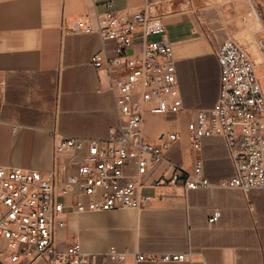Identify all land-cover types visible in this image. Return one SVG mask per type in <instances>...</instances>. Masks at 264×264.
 I'll use <instances>...</instances> for the list:
<instances>
[{
	"label": "crops",
	"instance_id": "crops-1",
	"mask_svg": "<svg viewBox=\"0 0 264 264\" xmlns=\"http://www.w3.org/2000/svg\"><path fill=\"white\" fill-rule=\"evenodd\" d=\"M143 6L144 0H0V165L49 171L55 128L69 137H107L118 121L116 95L108 73L91 62L104 43L97 35L67 33L62 25L70 27L85 15L93 19L95 11L131 21ZM157 9L168 14L167 35L185 108H212L220 79L215 51L227 37L237 41L238 36L250 38L255 32L249 33L248 26L234 30L230 21L238 20H223L219 14L223 10L207 3L191 7L189 0H172ZM213 21H226V26L215 31L219 25ZM241 21L254 20L249 15ZM112 47L107 43V49ZM179 119L187 122L189 115ZM176 129L171 126L148 140ZM182 145L167 156L178 167L190 164L187 142ZM203 157L211 183L233 177L222 139H205ZM167 170L172 172L164 162L145 178L143 194L148 200L141 211L73 215L59 239L65 243L79 238L88 253L104 254L114 246L129 254L187 255L182 263L139 264H264V191L245 197L235 190L186 193L180 186L153 185ZM217 210L220 219L211 226L209 219ZM97 264L117 263L101 258Z\"/></svg>",
	"mask_w": 264,
	"mask_h": 264
},
{
	"label": "built area",
	"instance_id": "built-area-1",
	"mask_svg": "<svg viewBox=\"0 0 264 264\" xmlns=\"http://www.w3.org/2000/svg\"><path fill=\"white\" fill-rule=\"evenodd\" d=\"M170 1L144 0L131 21L95 11L93 19L85 15L70 27L62 25L72 35L102 39L104 47L91 62L108 73L118 121L103 139L69 137L55 128L49 171L0 165V264H97L101 258L117 264L187 261L186 254L147 256L114 246L104 254L88 253L79 238L59 239L73 215L141 211L148 200L144 180L164 162L172 172L155 180L157 187L180 186L186 193L235 190L245 197L264 191V37L257 39L264 29L250 36V44L226 38L215 51L220 79L214 106L188 111L167 35L168 14L157 9ZM107 6L111 9V2ZM107 43H113L110 50ZM251 46L261 65L249 54ZM184 113L189 115L185 131L162 132L154 141L144 135L147 115L175 122ZM211 138L225 142L234 170L233 177L219 184L205 174L203 141ZM185 141L190 164L178 167L167 156ZM220 216L215 211L209 224L216 226Z\"/></svg>",
	"mask_w": 264,
	"mask_h": 264
},
{
	"label": "rangeland",
	"instance_id": "rangeland-1",
	"mask_svg": "<svg viewBox=\"0 0 264 264\" xmlns=\"http://www.w3.org/2000/svg\"><path fill=\"white\" fill-rule=\"evenodd\" d=\"M189 2H191V7L192 6L194 7L195 3L201 2L202 4L207 3L208 5H210V7H215L218 9L220 8V10H223L224 12L223 13L224 15L221 12L219 13L223 20L224 19L238 20V21H230L231 23L230 25H232V28L236 31H240L242 28H246L247 26L249 27L251 33L254 32L256 33L258 29H264V0H189ZM249 15L254 21H241L244 18L248 17ZM213 22L216 25H219L218 28L214 29L215 31H219L218 30L219 27L226 26V21H213ZM263 37H264V32L263 34L258 35L257 39H262ZM154 39H157V37L150 38L151 41ZM237 41L245 44L251 43V40L247 34L238 36ZM249 54L252 56V58L254 59L257 65L262 64L261 58L256 53V50L253 46L250 47ZM179 118H177L178 124L176 125L175 124L176 121L174 123H171L172 121H170L166 117L147 115L145 117L144 135L147 138L152 137L159 131L166 130L171 126H176V128L184 130L187 122L185 119L180 120ZM81 215H74V216H81Z\"/></svg>",
	"mask_w": 264,
	"mask_h": 264
},
{
	"label": "bare ground",
	"instance_id": "bare-ground-1",
	"mask_svg": "<svg viewBox=\"0 0 264 264\" xmlns=\"http://www.w3.org/2000/svg\"><path fill=\"white\" fill-rule=\"evenodd\" d=\"M249 33H251V32H249ZM256 33H258V32H256ZM256 33H255V34H256Z\"/></svg>",
	"mask_w": 264,
	"mask_h": 264
}]
</instances>
